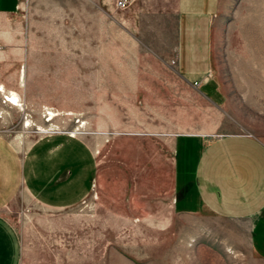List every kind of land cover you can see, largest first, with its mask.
Here are the masks:
<instances>
[{"label":"rangeland","instance_id":"1","mask_svg":"<svg viewBox=\"0 0 264 264\" xmlns=\"http://www.w3.org/2000/svg\"><path fill=\"white\" fill-rule=\"evenodd\" d=\"M104 1L107 8L19 0L14 13L0 14V84L11 86L0 87V134L20 148L56 133L77 136L96 159L90 194L74 208L52 210L28 195L6 208L25 257L72 264L74 250L78 264L108 256L264 264L250 247L248 221L174 213L172 198L178 135L264 142V0H222L212 35L217 102L183 79L169 56L171 1L159 16L139 9V0ZM15 46L21 52L13 56Z\"/></svg>","mask_w":264,"mask_h":264},{"label":"crops","instance_id":"2","mask_svg":"<svg viewBox=\"0 0 264 264\" xmlns=\"http://www.w3.org/2000/svg\"><path fill=\"white\" fill-rule=\"evenodd\" d=\"M94 1L107 8L104 0ZM170 1L174 37L169 56L175 69L191 85L200 81L198 87L192 86L217 102L210 82L212 35L222 0H139V9L155 8L159 16ZM18 4L19 0H0V14L14 13ZM5 36L13 39L15 35ZM0 45H6L5 38L0 37ZM10 52L14 56L21 48L15 46ZM4 84L0 87H11ZM175 153L173 212H209L217 217L248 221L250 247L264 259V142L238 133L210 140L201 135H178ZM95 177V155L80 137L56 133L20 148L0 134V264H35L23 253L21 237L6 216L8 206L28 195L52 210L71 209L88 197ZM136 197L132 194V199ZM76 228L77 232L78 224ZM72 252V264H78V256ZM93 263L137 264L111 256ZM40 264L59 263L46 259Z\"/></svg>","mask_w":264,"mask_h":264},{"label":"built area","instance_id":"3","mask_svg":"<svg viewBox=\"0 0 264 264\" xmlns=\"http://www.w3.org/2000/svg\"><path fill=\"white\" fill-rule=\"evenodd\" d=\"M126 3H127V0H117L116 5H117L118 7H124V6L126 5ZM208 76H210V75H208ZM192 85H193L194 87H198V86L200 85V81L195 80V81L192 82ZM93 186H94V183H93Z\"/></svg>","mask_w":264,"mask_h":264},{"label":"bare ground","instance_id":"4","mask_svg":"<svg viewBox=\"0 0 264 264\" xmlns=\"http://www.w3.org/2000/svg\"><path fill=\"white\" fill-rule=\"evenodd\" d=\"M11 100H12V101H16V97H12Z\"/></svg>","mask_w":264,"mask_h":264}]
</instances>
